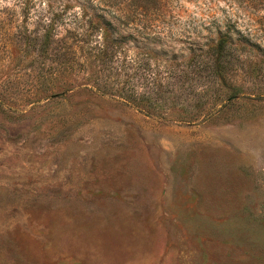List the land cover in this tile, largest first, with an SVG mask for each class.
Segmentation results:
<instances>
[{"label":"rangeland","instance_id":"374dc122","mask_svg":"<svg viewBox=\"0 0 264 264\" xmlns=\"http://www.w3.org/2000/svg\"><path fill=\"white\" fill-rule=\"evenodd\" d=\"M98 3L0 0V264H264V0Z\"/></svg>","mask_w":264,"mask_h":264},{"label":"trees","instance_id":"16d2710c","mask_svg":"<svg viewBox=\"0 0 264 264\" xmlns=\"http://www.w3.org/2000/svg\"><path fill=\"white\" fill-rule=\"evenodd\" d=\"M129 2L125 3L124 7H121L120 4L122 2ZM99 2L98 4H103L104 7L107 6V8H112L113 12H108L109 15H115L112 16V19H115L117 21H121V19L124 17H128L129 15H139L144 16L148 14L149 12H156L163 6V0H97ZM106 10V9H105ZM101 10V11H105ZM66 10H61L60 12H52L50 9L46 10L42 15V28L41 30L44 31V34L42 35L44 38V44L49 45L51 42V39L54 35L57 34V20L58 18H62L65 16ZM97 12V10H96ZM94 12L93 15L97 17V13ZM130 12V13H129ZM117 13V14H116ZM117 15V16H116ZM120 15V16H118ZM118 17V18H116ZM75 21H73V28L76 29V24L80 22L81 20V13H77L75 15ZM64 19V18H62ZM102 23L97 24V27L100 31H106L109 30V27H112L114 31L118 34H120L117 30H119V26L115 27L111 20L104 18L101 16ZM122 27L125 28L127 25L124 23H121ZM225 36L228 38L227 35L220 34L219 40H218V49H221L222 51L226 50V43H225ZM115 40H118V36L114 38Z\"/></svg>","mask_w":264,"mask_h":264}]
</instances>
